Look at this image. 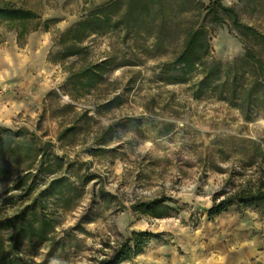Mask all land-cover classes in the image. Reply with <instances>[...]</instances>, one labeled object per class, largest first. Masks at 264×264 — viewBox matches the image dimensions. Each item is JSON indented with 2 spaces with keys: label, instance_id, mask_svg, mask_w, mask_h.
Here are the masks:
<instances>
[{
  "label": "rangeland",
  "instance_id": "374dc122",
  "mask_svg": "<svg viewBox=\"0 0 264 264\" xmlns=\"http://www.w3.org/2000/svg\"><path fill=\"white\" fill-rule=\"evenodd\" d=\"M0 1L33 9L50 21L49 31L39 29L20 42L15 27L0 20V151L6 162L0 163V220L29 200L21 195L34 183L30 174L41 157L34 134L55 143V155L64 159L62 172L68 161H79L99 176L85 187L78 206L64 212L58 228L74 227L87 215L84 231H72L75 240L50 264H98L123 236L141 230L159 237L124 264H264V196L247 207L209 215L220 192L242 191L264 176L263 115L247 120L228 103L195 99L190 85L162 79L173 47L154 53L152 40L120 32L91 38L90 60L110 57L114 68L96 91L73 100L62 90L67 73L49 59L58 50L54 39L87 8L107 0ZM223 2L264 31V0ZM211 46V54L223 61L245 53L230 24L211 26ZM68 103L78 111L90 109L93 118L79 135L60 142L61 128L76 116L64 110ZM95 148L105 151L98 155ZM72 174L77 183V172ZM49 179H36L35 192ZM152 201L162 203L158 214L149 210ZM10 233L0 229V237ZM46 251L42 247L34 260Z\"/></svg>",
  "mask_w": 264,
  "mask_h": 264
},
{
  "label": "trees",
  "instance_id": "16d2710c",
  "mask_svg": "<svg viewBox=\"0 0 264 264\" xmlns=\"http://www.w3.org/2000/svg\"><path fill=\"white\" fill-rule=\"evenodd\" d=\"M0 20L15 27L20 42L34 31L50 30V21H44L39 13L7 1H0ZM216 24H230L240 33L245 48L243 55L223 61L211 54V26ZM101 32L127 33L138 40H152L154 53H168L173 47V58L163 63L164 81L188 84L195 99L228 103L240 109L247 120H253L257 114L264 116V31L244 22L235 6L226 5L223 0H211L209 4L202 0H107L87 8L78 22L54 39L58 50L49 54L50 61L61 65L67 73L62 90L73 100L96 91L114 68L110 57L89 58L91 38ZM71 59L75 60L69 62ZM63 108L72 110L76 116L73 122L61 128L60 142L79 135L91 125L93 118L90 109L78 111L73 103ZM60 117L65 119L63 114ZM32 140L41 157L30 174L34 183L21 195L23 200L29 199L28 202L11 217L0 220V229L11 232L7 239L0 237V264H50L51 258L75 240L72 231H84L82 223L89 220L84 215L74 227L58 229L64 212L78 206L85 187L97 180L98 174L91 172L87 165L84 168L79 161H68L62 172L59 161L64 159L55 155V143L43 141L34 134ZM251 143L256 144V141ZM102 151L105 148H95L93 153L99 155ZM1 162L6 165L0 151ZM72 171L77 172V183L72 181ZM42 177L50 179L44 188L35 192V181ZM261 178L259 184L242 191L220 192L219 195L225 196L221 200H218L219 195L214 197L209 215L214 217L234 205L247 207L257 197L264 196V176ZM161 205L160 201H152L149 210L158 214ZM158 237L159 234L147 230L133 231L131 236H123L121 242L111 246L112 251L98 264L132 260ZM42 247H47L44 257L34 260L35 256L42 255ZM28 255L32 258H27Z\"/></svg>",
  "mask_w": 264,
  "mask_h": 264
},
{
  "label": "bare ground",
  "instance_id": "6f19581e",
  "mask_svg": "<svg viewBox=\"0 0 264 264\" xmlns=\"http://www.w3.org/2000/svg\"><path fill=\"white\" fill-rule=\"evenodd\" d=\"M126 261H124V262H122V263H120V264H124Z\"/></svg>",
  "mask_w": 264,
  "mask_h": 264
}]
</instances>
